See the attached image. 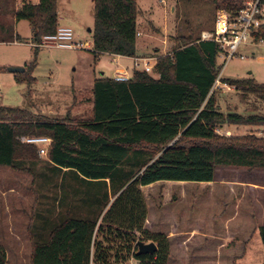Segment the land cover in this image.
Here are the masks:
<instances>
[{
	"label": "trees",
	"instance_id": "trees-1",
	"mask_svg": "<svg viewBox=\"0 0 264 264\" xmlns=\"http://www.w3.org/2000/svg\"><path fill=\"white\" fill-rule=\"evenodd\" d=\"M136 1L93 0L89 51L94 56L137 55ZM208 1L233 15L246 0ZM57 2L0 0V42H21L14 30L20 20L31 27L33 59L24 72L34 66L41 38L59 26ZM251 34L254 42L264 40V18ZM218 53L214 41L183 40L172 52L156 57L152 72L137 66L125 81L95 77L89 118H51L0 105V166L27 168L37 175L40 144L20 138H50L44 164L59 178L61 203L69 207L47 238L34 243L31 264H129L130 258L132 264H167L170 240L145 226L143 186L210 182L217 167L264 169V136L217 132L224 124L264 126V112L220 110L214 89L221 67ZM15 79L23 80L19 75ZM219 80L242 99L253 95L264 106V83L253 78ZM81 208L84 216L71 214ZM258 231L264 244V225ZM138 240L154 242L156 250L138 254ZM0 264H6L1 244Z\"/></svg>",
	"mask_w": 264,
	"mask_h": 264
},
{
	"label": "rangeland",
	"instance_id": "rangeland-1",
	"mask_svg": "<svg viewBox=\"0 0 264 264\" xmlns=\"http://www.w3.org/2000/svg\"><path fill=\"white\" fill-rule=\"evenodd\" d=\"M136 3V27L142 33L137 36V47L141 53L149 47L144 54L149 57L161 51L170 53L183 40L200 39L202 31L212 29L220 11L208 0H137ZM57 7L59 26L70 27L77 42L92 45L93 0H58ZM14 30L22 38L21 42H0V105L40 112L51 118L65 115L89 118L93 78L100 71L106 76L114 74L116 65L111 57L103 55L95 60L89 51L91 47L39 46L35 64L27 73L24 71L32 62L34 50L31 27L27 20H20ZM150 34L154 37L149 38ZM245 45L239 46V53L244 57L229 59L222 68V76L253 78L264 83V44ZM123 60L121 64L129 63L126 69L131 76L132 63ZM218 62L222 64L223 60L219 57ZM9 67H22L24 71L10 72ZM16 75L23 80L17 81ZM29 76L33 78L30 83L26 80ZM214 89L216 102L223 112H264L263 104L253 95L242 99L233 87H220L216 82ZM217 130L226 135L254 132L264 136V126L259 125L224 124ZM36 158L35 176L27 168L0 167V244L6 252V264H31L34 243L44 241L69 209L61 203L64 190L59 178L52 167L44 164L46 155L38 152ZM142 191L148 211L145 226L152 232L167 235L169 230L178 234L192 227L209 231L228 224L232 228L247 225L246 236L253 235L252 241L261 243L256 225H264V169L217 167L210 183L159 181L143 186ZM74 212L76 216L86 214L85 208L75 209L71 214ZM253 228L255 232L251 231ZM212 235L219 236L214 244L223 237V233ZM169 240L167 264H230L229 259L222 258L226 256L225 244L215 250L198 249L212 245L210 237L190 238L184 249L176 237ZM133 261L130 258L128 263ZM236 264L241 263L236 261Z\"/></svg>",
	"mask_w": 264,
	"mask_h": 264
},
{
	"label": "built area",
	"instance_id": "built-area-1",
	"mask_svg": "<svg viewBox=\"0 0 264 264\" xmlns=\"http://www.w3.org/2000/svg\"><path fill=\"white\" fill-rule=\"evenodd\" d=\"M263 18L264 6H260V0H246L243 7L233 15L220 10L215 16L213 28L201 32V40L214 41L219 46L218 58L220 57L223 62L220 64L218 78L215 82L220 87L229 88L226 83H222L219 80L220 76H222L221 71L224 64L235 56L244 57L243 54L239 53V46L247 44L248 41L254 42L251 34L252 30L262 23ZM256 43L264 44V40L261 39ZM37 45L40 47L57 46L67 49H85L89 46L88 42H77L74 38L73 30L68 26H58L55 33L44 35ZM155 62L156 57L154 56L138 58L134 60V66H139L147 72H152ZM112 77L117 81H125L130 76L126 70H117ZM217 132L219 131L217 130ZM20 140L40 144L38 151L41 155H46L47 146L51 141L47 137H21Z\"/></svg>",
	"mask_w": 264,
	"mask_h": 264
},
{
	"label": "crops",
	"instance_id": "crops-1",
	"mask_svg": "<svg viewBox=\"0 0 264 264\" xmlns=\"http://www.w3.org/2000/svg\"><path fill=\"white\" fill-rule=\"evenodd\" d=\"M141 34L142 33L140 31H137V36H139ZM148 37L152 38L154 36H152L150 34V35H148ZM15 42H18V41H15ZM251 43H256V42H251ZM251 43H248L246 45H249ZM88 45H89L88 47H92L90 42H88ZM148 49H149V47L147 49H144V53H141V51H138V47H137V55L135 57H126V56H121V55H117V54H108V53H103V54H100V55L94 56V57H95V60H97V58H99L100 56H103V55H108L109 57H111L110 58L111 61L113 63L115 62V65H116L115 69H114V73H115L117 70H126L127 71L126 68L129 66L128 65L129 63L126 61L125 64H121L124 61L123 59L129 60L130 63H132V66L134 68L135 67L134 66V60L135 59L149 57V56H144L145 52H147ZM164 54H166V52L161 51L160 53L157 54V56L164 55ZM157 56H154V57H157ZM150 57H153V56L150 55ZM127 73H128V71H127ZM100 75H104V71H100ZM111 76H113V75H111ZM72 113H73V116L75 117V113L73 111H72ZM0 167H2V166H0ZM210 182H202V183H210ZM257 227L259 228L258 224L256 225V228ZM256 228H253L251 231L255 232ZM248 231H249V227L247 225L236 226V227L232 228V226H230L228 224V225L222 226L221 229H211L210 228L209 231H201V229H199V228L192 227L191 229H188V231H185V230L182 231L181 230L180 233L175 234L174 230H172V231L169 230V231H167V236L169 239L172 237H176L178 239L179 245H181L183 247V248L181 247L182 249H184L185 247L186 248L188 247L187 243H188L190 238L197 236L198 239H201L203 237V239L206 240V239H208V237H210V243H213V244L212 245L208 244V246L199 247L198 249L202 248L204 250H207V249H210V250L214 249L215 250V248H218L221 246L223 247V245L225 244L226 245L225 246L226 247V249H225L226 250V253H225L226 256H224L222 258L223 259H229L230 264H236V261L238 263H241V264H262L263 259H264V244L262 243V241H261V243L260 242L255 243V241H252L253 235L250 238H249V236H246ZM213 233L219 234V235H222V233H223V237H222L223 240L221 239V241L214 244V240H216V239L218 240L219 236L218 237L213 236L212 235Z\"/></svg>",
	"mask_w": 264,
	"mask_h": 264
},
{
	"label": "water",
	"instance_id": "water-1",
	"mask_svg": "<svg viewBox=\"0 0 264 264\" xmlns=\"http://www.w3.org/2000/svg\"><path fill=\"white\" fill-rule=\"evenodd\" d=\"M8 71L10 72H23L24 68L22 67H9ZM137 245V253L143 254V253H152L156 250V245L154 242H143V241H136Z\"/></svg>",
	"mask_w": 264,
	"mask_h": 264
}]
</instances>
